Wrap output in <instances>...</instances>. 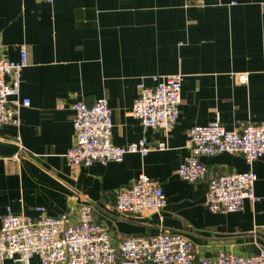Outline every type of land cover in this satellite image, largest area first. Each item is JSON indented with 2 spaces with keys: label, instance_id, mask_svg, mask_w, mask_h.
Here are the masks:
<instances>
[{
  "label": "crops",
  "instance_id": "0c3cea01",
  "mask_svg": "<svg viewBox=\"0 0 264 264\" xmlns=\"http://www.w3.org/2000/svg\"><path fill=\"white\" fill-rule=\"evenodd\" d=\"M0 39V57L19 61L27 50L20 97L30 100L18 108V124L0 127V142L17 147L0 150V226L8 212L76 216L90 201L95 222L116 243L169 230L192 239L197 259L264 250V156L253 164L239 153L203 156L208 175L193 182L177 172L193 126L264 122V0H0ZM174 73L183 76L182 103L165 133L145 126L132 108L139 84L153 86L154 76ZM98 98L112 110L114 144L145 138L165 148L71 166L72 104L92 106ZM248 170L258 175L257 199L237 212L210 210V178ZM142 174L160 183L167 207L145 217L120 214L119 189Z\"/></svg>",
  "mask_w": 264,
  "mask_h": 264
},
{
  "label": "built area",
  "instance_id": "2783aa9c",
  "mask_svg": "<svg viewBox=\"0 0 264 264\" xmlns=\"http://www.w3.org/2000/svg\"><path fill=\"white\" fill-rule=\"evenodd\" d=\"M27 65L26 48L21 49L19 61L0 57V127L18 124V108L30 104L29 99L20 97L22 71ZM182 77L180 73L154 76L153 86L139 84L132 114L145 126L169 133L179 120ZM72 108L75 143L66 157L73 167L121 162L129 153L146 155L153 149L165 148L164 142L150 147L145 138L126 146L114 144L112 110L105 98H98L92 106L75 102ZM189 135V154L177 169L180 177L189 182L208 175L203 156L239 153L249 164L264 156V122L249 120L228 129L214 120L193 126ZM257 178L254 170L211 177L205 199L208 208L221 213L242 210L245 200L257 199ZM167 205L160 183L142 174L119 189L115 208L122 215L145 217L161 214ZM34 257L40 259V264H264V250L256 255L220 252L215 258L197 259L192 239L169 230L155 236H129L116 243L109 229L95 222L90 201L79 206L76 216L42 213L33 219L12 212L5 214L0 226V262L12 259L32 264Z\"/></svg>",
  "mask_w": 264,
  "mask_h": 264
},
{
  "label": "water",
  "instance_id": "95a60500",
  "mask_svg": "<svg viewBox=\"0 0 264 264\" xmlns=\"http://www.w3.org/2000/svg\"><path fill=\"white\" fill-rule=\"evenodd\" d=\"M0 150H3L7 153H15L17 151V147L0 142Z\"/></svg>",
  "mask_w": 264,
  "mask_h": 264
}]
</instances>
